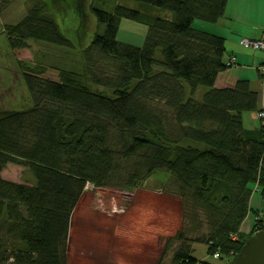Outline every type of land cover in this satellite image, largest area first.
<instances>
[{"label":"trees","instance_id":"16d2710c","mask_svg":"<svg viewBox=\"0 0 264 264\" xmlns=\"http://www.w3.org/2000/svg\"><path fill=\"white\" fill-rule=\"evenodd\" d=\"M129 1L172 17L92 10L104 32L77 52V66L59 69L57 81L25 67L31 105L0 111V264H67L71 216L86 187L132 190L157 171L170 175L164 194L179 201L182 218L157 264L171 250L170 264H227L264 227V208L249 209L251 186L264 202V132L242 124L244 113L258 111L260 93L247 81L215 88L230 68L224 39L192 27L215 24L228 0ZM67 3L29 0L26 16L3 28L9 48L73 50L52 13ZM121 20L146 27L141 48L116 41ZM199 88L207 91L197 102ZM7 165L27 169L34 184L3 180ZM193 243L206 246L207 260L192 256Z\"/></svg>","mask_w":264,"mask_h":264},{"label":"rangeland","instance_id":"374dc122","mask_svg":"<svg viewBox=\"0 0 264 264\" xmlns=\"http://www.w3.org/2000/svg\"><path fill=\"white\" fill-rule=\"evenodd\" d=\"M68 7L65 12L55 14V20L61 29V32L74 43L73 50H66L63 48L54 47L43 43L28 42V47L24 50L13 51L9 48L6 41V36L2 32L4 26L15 25L19 23L27 14L29 9V0H0V111H19L27 109L30 105V98L28 92L24 86L22 80V72L25 67H43L45 74L42 76L52 81L58 80L59 69H71L75 64L77 66L78 56L77 52L82 46H88L95 33L102 34L104 32V26L97 23L92 10H100L106 13H112L116 6H122L131 10H135L139 13H150L160 18L171 19V14L162 11H156L149 6L138 4L129 0H66ZM81 5V8L79 7ZM211 24L195 21L193 23V29L207 31L206 28H210ZM209 26V27H208ZM147 29L145 26L127 21L121 20L119 30L116 36V41L141 48L144 42ZM241 51L246 54L247 57L255 55V62L263 60L260 53L253 52V50H245L241 48ZM227 56L225 55L224 60ZM251 59V58H250ZM228 62V61H227ZM218 80L222 81L227 86H233L237 81L249 82V87L252 91L260 93L262 86L260 85L259 74L256 71V67L252 65V59L242 66L233 64L230 68L225 69L217 76ZM261 86V89H260ZM186 88V87H185ZM207 90L205 88H199L193 96V99L197 102L202 100L204 93ZM186 97H189L188 88H186ZM264 99V98H263ZM255 117V113H244L242 116V124L244 129L253 130L259 125L258 120ZM1 178L5 181L21 184V185H33L34 178L30 172L24 167L18 165H7L1 171ZM170 175L164 171H157L150 177L140 182L142 186H137L132 190H117V189H98L87 186L86 192L88 196V204H80L79 208L72 215V221L69 236L75 238L71 241L70 257H72L75 251L80 247L84 251L82 236H115L116 224L114 219V212L116 210L128 209V224L137 221V217L141 219L137 212L136 206L132 207L131 201L143 202L144 191L137 188H147L151 190L153 188L160 190L164 193L170 186L166 185ZM131 190V191H130ZM253 191V203L258 202L259 209L264 208V202L259 192H256V187L251 186ZM156 194V222L160 226L169 229L171 233H168L170 237H173L176 232L181 229L182 218L180 204L179 207L174 201L176 198L170 199ZM165 197V198H164ZM172 197V196H171ZM83 206V207H82ZM173 209L170 219L166 215V207ZM249 221L251 228L253 225L252 214ZM247 218V219H248ZM245 220V222L247 221ZM244 222V224H245ZM243 224V225H244ZM157 226V227H158ZM168 226V227H167ZM247 227V225H245ZM166 232H160L157 236H165ZM188 238H194V235L187 236ZM166 239V238H165ZM192 256L199 255V247L196 243H193ZM199 245V244H197ZM176 247V244L172 249ZM88 249V248H87ZM172 250L164 258V264H170ZM74 258V257H73ZM87 264H91L89 259ZM85 261H73V264H84Z\"/></svg>","mask_w":264,"mask_h":264},{"label":"crops","instance_id":"0c3cea01","mask_svg":"<svg viewBox=\"0 0 264 264\" xmlns=\"http://www.w3.org/2000/svg\"><path fill=\"white\" fill-rule=\"evenodd\" d=\"M206 29L210 31L207 32L204 30V32L224 39V57L225 55L227 56L225 58L226 60H224L225 63L229 58L234 57L235 65L242 66L252 59V65L256 67V71L259 66L264 64L263 52L257 51V53L262 55L263 60L255 62V58H257L255 55L257 54L252 55V57H247L246 54L241 51V48L243 51L246 49L241 47L239 43L242 38L251 40L264 39V0H228L223 17H221L215 24H211L210 28ZM214 86L218 89L228 87L218 79H216ZM255 92L259 93L258 90ZM137 189H142V191H144L143 197L145 200L140 203L137 200L131 201V204L132 207L136 206L137 212L138 210L140 211L138 216L141 219L137 217V221L128 224L127 213L130 210L126 208L124 211L116 210V212H114V219L117 235L82 236L81 239H83L82 246H84V251L80 247L77 251L74 249L72 257H70L71 241L75 237L68 236L66 255L67 264H73V261L75 260H82L85 261L84 264H87L86 259H89L90 261L88 262L91 264H157L164 240L165 238L170 237L167 235H170L168 233L171 232L168 228L166 229L165 226L163 227V224L160 226L157 225V207L155 200L157 192L160 193L161 197L166 194L155 188L147 190V188L140 187ZM88 193L84 190L73 214L79 208L81 203L85 206L88 204ZM252 194L249 201V209L254 211L261 210L259 209L258 202L253 203ZM165 197H169L170 199L173 198L169 195H166ZM172 201H174L179 207V201L177 199ZM171 214H173V209L169 206L166 207L168 220L170 219ZM249 219L250 217L246 222L244 220L245 224L244 222L242 223L240 227L241 234L247 235L251 231ZM245 225H247V227H245ZM70 227L71 223L69 231ZM160 232H166L165 236H157ZM193 246L194 245H191V249L192 251H195L196 248H193ZM196 246L199 247V255L193 257L199 262L207 260L206 246L200 244H196Z\"/></svg>","mask_w":264,"mask_h":264},{"label":"water","instance_id":"95a60500","mask_svg":"<svg viewBox=\"0 0 264 264\" xmlns=\"http://www.w3.org/2000/svg\"><path fill=\"white\" fill-rule=\"evenodd\" d=\"M227 264H264V227L250 236Z\"/></svg>","mask_w":264,"mask_h":264},{"label":"built area","instance_id":"2783aa9c","mask_svg":"<svg viewBox=\"0 0 264 264\" xmlns=\"http://www.w3.org/2000/svg\"><path fill=\"white\" fill-rule=\"evenodd\" d=\"M240 45L244 49H251L253 51H258V52H263L264 53V39H258V40H249L246 38H242L240 40ZM235 62L234 57L229 58L227 62V67H231ZM258 73L260 75V85L262 86V90L260 92V104H259V109L255 113V117L260 123V126L263 129L264 132V64L261 65L258 68ZM218 254H214L212 259H217Z\"/></svg>","mask_w":264,"mask_h":264},{"label":"bare ground","instance_id":"6f19581e","mask_svg":"<svg viewBox=\"0 0 264 264\" xmlns=\"http://www.w3.org/2000/svg\"><path fill=\"white\" fill-rule=\"evenodd\" d=\"M263 39V38H262ZM249 40H251V39H249ZM255 118V117H254ZM264 212V211H263ZM257 216V215H256ZM260 216V215H259ZM257 220V219H256Z\"/></svg>","mask_w":264,"mask_h":264}]
</instances>
